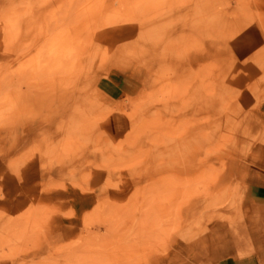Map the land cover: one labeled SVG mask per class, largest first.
Listing matches in <instances>:
<instances>
[{
	"label": "rangeland",
	"instance_id": "1",
	"mask_svg": "<svg viewBox=\"0 0 264 264\" xmlns=\"http://www.w3.org/2000/svg\"><path fill=\"white\" fill-rule=\"evenodd\" d=\"M253 28L264 0H0V264L254 253L227 173L264 159V42L237 72ZM124 74L133 97L110 89Z\"/></svg>",
	"mask_w": 264,
	"mask_h": 264
},
{
	"label": "crops",
	"instance_id": "2",
	"mask_svg": "<svg viewBox=\"0 0 264 264\" xmlns=\"http://www.w3.org/2000/svg\"><path fill=\"white\" fill-rule=\"evenodd\" d=\"M252 33L255 39V45L252 51H238V68L237 72H244L245 74L256 73V66L254 62L251 63V58L254 59L257 57L258 46L263 44L264 36L263 32L258 28H253L249 30V34ZM246 37V36H245ZM124 80L123 85L120 83L117 84V81L111 82V90L115 94L122 96L133 97L139 92L142 84L138 78L133 77L132 75L123 76ZM143 87V86H142ZM238 91H244L245 88L242 85L237 84L234 86ZM254 94L252 95L256 107L257 116L260 118V123L264 125V89L262 86H254ZM239 106L243 105L242 100H239L237 103ZM262 128V127H261ZM240 156V152L238 153ZM234 159H229L227 163V173L232 178L237 180V182L244 187L245 200L249 205L250 217L255 222V226L259 228V231L253 232V238L255 242H258V247L255 248L254 253L236 257V256H227L223 259L218 260L215 264H264V159L261 155L254 154L250 161L241 159L239 157ZM83 206V205H81ZM81 206L79 208H81ZM82 211H85L86 208H82Z\"/></svg>",
	"mask_w": 264,
	"mask_h": 264
}]
</instances>
